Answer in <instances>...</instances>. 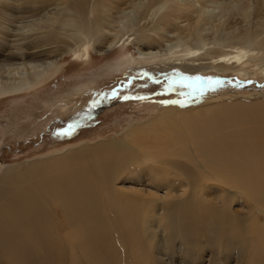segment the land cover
Here are the masks:
<instances>
[{
  "label": "bare ground",
  "instance_id": "obj_1",
  "mask_svg": "<svg viewBox=\"0 0 264 264\" xmlns=\"http://www.w3.org/2000/svg\"><path fill=\"white\" fill-rule=\"evenodd\" d=\"M124 1L97 0L93 10L89 11L90 0H0V17L20 16L28 19L32 18L33 10L44 12V8L47 10L50 5L60 9L49 19V23L42 18L37 25L28 22L20 26V33L12 41L11 50L7 51L8 47L0 45V50L5 52L0 55V95L22 92L38 85L64 53L73 51L79 58L90 56L91 49L103 52L105 45L110 49L124 40L130 44L136 42L134 44H137L141 57L161 62L152 69L156 73L175 69L187 76H198L209 70H245L252 64L253 71L264 74L263 16L260 18L263 23L261 28H246L243 33L233 31L226 36L227 42L210 44L202 36L201 28L211 25L213 19H207L196 10L199 1L194 0L191 5L179 0L125 1L144 16L135 22L126 14L123 20L118 21L121 27L117 26L115 31L109 30L105 23L111 20L110 12L120 8ZM157 6L158 12L164 10V13L159 17L158 25L147 31L146 24L142 25V22ZM126 10L121 9V14ZM63 11L70 13L68 20ZM250 11H242L243 18H248ZM195 14L197 16L194 17ZM88 15H93V20ZM180 20L188 22L185 29L187 36L178 38L175 43L169 38L165 40L161 33L166 32L173 21ZM221 25L216 26L219 28ZM33 26L36 31L30 35ZM32 38L36 40H30ZM188 41L196 43V48H191ZM215 50H220L222 55L208 64L198 63ZM203 110L199 109L198 112ZM179 111L188 110L184 108ZM263 111L264 102H237L212 110L198 127L185 129L182 138H159L161 145L167 144L166 148L146 145L153 135H159L155 134V124L159 122L138 124L130 127L129 133L122 139L102 141L93 147L84 146L80 150L36 162L29 170V166L26 168V174L25 171L12 170L11 174L0 179V189L6 191L3 196L0 190V264H11L9 256L18 255L25 260L26 254L22 253L30 251L34 252L36 258L32 255L24 263L34 264L39 258H54L50 255L60 242L55 245L47 242L51 237L54 239L57 231L49 215L52 205L57 203L64 212H68L67 201L76 202L78 205H74V212L77 214L76 220H79L89 210L84 205V195L94 189L90 184L96 175L103 181L107 175H111L112 178L108 180L117 182L120 177L130 178L148 170H151L148 174L150 189L142 192L157 197L159 203H154L161 206L158 218L153 223V228L157 227L163 233L159 244L166 245L168 249L177 245L179 251L184 250L188 243L191 254L209 244L221 251L226 260L231 255L233 259V254H236L235 257L239 256L243 264H264V216H260L264 213V118L260 116L264 115ZM169 113L174 111L165 115L164 119L168 121ZM166 154L173 160H166ZM36 169L41 172H34ZM88 170L92 178L87 177ZM15 174L22 176L14 177ZM23 176L25 183L21 186L17 179ZM123 181L139 185L138 181L131 179ZM30 184L37 185L39 194L27 193ZM123 188L134 190L136 187ZM209 190L221 192L219 204L226 208L233 207L238 201L246 202L244 205L248 206V211L244 214L242 228L236 225V219L240 221L243 214L235 219L232 207L225 210L209 206L206 198ZM81 192L84 195H76ZM92 203L95 205L93 210H98L100 201L97 205L98 201L94 198ZM133 204L132 200L116 194L111 207L115 209L116 220L123 224L126 234L132 239L134 263L148 264L150 260L145 257V250L140 249L141 242L144 238L148 240V248L151 249L154 246L151 238L156 234L147 226L142 228L147 223L144 218L140 217L142 220L137 225L138 210ZM93 210L89 212V220ZM101 215L95 216V220H100ZM166 222L168 227L165 226ZM16 231L21 234L20 243L11 240V235ZM31 239L33 243H29ZM94 242H98L97 237ZM72 253L80 257L77 251L73 250Z\"/></svg>",
  "mask_w": 264,
  "mask_h": 264
},
{
  "label": "rangeland",
  "instance_id": "obj_2",
  "mask_svg": "<svg viewBox=\"0 0 264 264\" xmlns=\"http://www.w3.org/2000/svg\"><path fill=\"white\" fill-rule=\"evenodd\" d=\"M90 1L89 11H92L97 0ZM125 1L121 2L120 8L110 12L111 20L105 23L109 30L114 29L115 31L117 26L121 27L118 21L123 20L126 14L134 21L136 20L135 22L144 16L139 11H134L129 3L125 4ZM138 1L144 2V0ZM175 1L178 2V0ZM179 1L191 5L194 0ZM197 1L199 4L196 10L207 19H213L211 25L201 28L202 36L210 44L227 42L228 37L226 36L233 31L243 33L246 28L259 29L263 25L264 0ZM50 6L47 10L45 7L44 12L33 10L32 18L28 19L20 16L12 18L1 16L0 45L8 47L7 51L11 50L12 41H15L16 34L20 33V26L28 22L37 25L44 18L43 20L49 23V19L60 11L56 6ZM159 6L155 7L154 12L152 11L149 15L146 13L147 18L142 25L146 24L147 31L158 25L159 17L164 13V10L158 12ZM121 9L127 10L121 14ZM246 9H251V14L248 13L249 16L245 19L241 14ZM63 13L68 20L70 13L68 11H63ZM88 17L93 20V15H88ZM187 24L188 22L185 23L182 20L173 21L166 32L161 33V36L165 37V40L172 39L175 43L178 38L187 36V31H185ZM216 25H221L223 28H218ZM34 31L36 27L30 35H33ZM23 32L24 30L21 31ZM133 33L134 31L131 34ZM30 40H36V38ZM134 43L130 44L124 40L115 43L110 49L108 45H105L103 52L91 49L90 56L80 58L73 51L64 53L58 58L56 66L46 72L38 85L22 92L0 95V179L2 176L11 174L12 170L14 172L25 171L26 174L28 166L29 170L34 163L46 161V159L57 157L65 152L80 150L84 146L93 147L102 141H110L114 138L122 139L129 133L130 127L143 123L159 122L155 124V134L159 135H153L152 139L146 142V145L157 148L161 145L159 138H182L185 129L189 130V126L198 127L201 120L206 118L212 110L231 106L237 102H250L251 104L264 102V74L253 71L252 64H249L248 69L245 70L233 69L227 72L209 70L198 76H187L175 69L156 73L152 69H155L154 67L161 62L141 57L136 47L137 44ZM188 43L191 48L197 46L194 42L188 41ZM218 46L220 49V45ZM212 52L211 55L201 58L202 60L198 63L208 64L218 55H222L220 50ZM3 53L5 52L0 50L1 56ZM184 108L188 111L181 113L179 110ZM199 109L205 110L198 112ZM171 110L174 113L167 115L168 121L164 117ZM260 116L264 118V115ZM165 145L167 144H162L160 148H166ZM166 158V160H173L167 154ZM181 164L187 166L183 161ZM34 172H41V170L36 169ZM150 172L151 170H148L140 175H132L130 178L120 177V181L115 182L108 180L112 178L111 175H107L105 181L98 175L92 178L88 170L87 177L93 179L90 185L94 189L85 192L86 195L84 192L76 195L85 196L84 205L88 206L89 210L85 212V216L76 220L77 214L74 212V205H78L76 202L67 201L69 203L68 212H64L57 203L52 205L49 215L57 231L54 239L51 237L47 242L52 245L58 242L60 244L54 249L53 255H50L54 258H39L34 264H75L74 262L79 264H135L132 239L126 234L123 224L116 220L115 209L111 207L116 194L127 198L128 201L132 200L133 207L138 210L137 225L139 226L144 218L147 223L142 228L147 226L151 232L156 234L151 238L152 245H154L151 249L148 248V240L144 238L141 242L140 249L145 250V257L150 260L148 264H243L239 256L235 257L236 254H233V259L231 255L226 260L221 251L209 244H205L204 248L201 247L194 254L190 253L188 243L184 246V250H179L181 252L177 250V245L168 249L166 245L159 244L163 233L157 227L154 229L153 223L158 218L161 206L154 203V201L159 203L157 197L148 196L146 192H142L150 189L148 184ZM15 175L14 177L22 176ZM126 179L138 181L139 185L125 183L123 180ZM17 181L22 186L25 183L24 176ZM30 186L27 193L39 194L37 185L30 184ZM123 186L136 188L130 190ZM0 190L4 196L6 191L3 188ZM206 194L210 207L225 210L232 207L226 208L219 204L221 192L209 190ZM94 198L98 201L97 205L100 201V207L96 211L93 210L95 205L92 199ZM244 204H246L245 201H238L232 207L235 219L243 214L240 221L236 219V225L240 228H242V223L244 224V214L248 211V206ZM92 210L94 216L91 213V220H89V212ZM98 215L103 217L95 220V216ZM260 216H264V213ZM165 226L168 227L167 222ZM14 227L17 228V226ZM20 236L21 234L16 231L11 235V240L20 243ZM96 237L98 242H94ZM33 242V240L29 241V243ZM73 250L77 251L80 257L72 253ZM7 254L10 255L9 252ZM25 254V260H30L32 255L36 258L33 251L22 253V255ZM9 258H11V264H32L31 262L24 263L25 260L18 255L9 256Z\"/></svg>",
  "mask_w": 264,
  "mask_h": 264
}]
</instances>
